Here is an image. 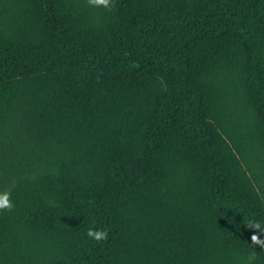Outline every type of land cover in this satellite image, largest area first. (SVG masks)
Here are the masks:
<instances>
[{
  "label": "trees",
  "instance_id": "16d2710c",
  "mask_svg": "<svg viewBox=\"0 0 264 264\" xmlns=\"http://www.w3.org/2000/svg\"><path fill=\"white\" fill-rule=\"evenodd\" d=\"M113 4L0 0V264H264V0Z\"/></svg>",
  "mask_w": 264,
  "mask_h": 264
},
{
  "label": "clouds",
  "instance_id": "9594fccd",
  "mask_svg": "<svg viewBox=\"0 0 264 264\" xmlns=\"http://www.w3.org/2000/svg\"><path fill=\"white\" fill-rule=\"evenodd\" d=\"M87 3L92 7L102 6L109 11L114 7L113 0H87ZM13 209L14 204L11 200V193L5 191L3 194H0V212H10ZM247 228L256 230L250 237L251 244L264 249V239H261V236H264V226L258 221H249ZM86 235L98 244L102 241H107L108 239V232L102 229L90 228ZM255 259L256 253H250L247 257L246 264H253Z\"/></svg>",
  "mask_w": 264,
  "mask_h": 264
}]
</instances>
